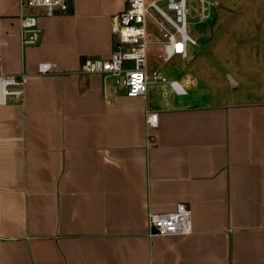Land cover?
<instances>
[{
    "label": "crops",
    "instance_id": "obj_1",
    "mask_svg": "<svg viewBox=\"0 0 264 264\" xmlns=\"http://www.w3.org/2000/svg\"><path fill=\"white\" fill-rule=\"evenodd\" d=\"M212 2L184 100L78 73L117 48L128 0H69L26 48L0 0V73L27 74L0 105V264H264V0ZM180 203L192 233L150 235Z\"/></svg>",
    "mask_w": 264,
    "mask_h": 264
},
{
    "label": "built area",
    "instance_id": "obj_2",
    "mask_svg": "<svg viewBox=\"0 0 264 264\" xmlns=\"http://www.w3.org/2000/svg\"><path fill=\"white\" fill-rule=\"evenodd\" d=\"M159 1H166L170 12L164 10ZM18 19L20 23L21 46L32 47L41 43L44 29L40 24L41 17H52L69 9V0H17ZM196 4L194 19L204 21L211 13L212 0H128L126 9L114 19L112 31L118 37L117 48L109 58H88L81 64L78 73L107 74L121 82L128 96L136 97L146 95L152 84H169L171 90L177 95H187L190 78L184 83L177 79H169L160 69L149 71L146 19L153 16L154 8L163 18L157 20L160 29L164 32L166 40L161 42L164 52L159 54L160 60L169 62L175 55L183 59L188 56L189 44L196 45L197 41L188 33L189 17L193 18L192 10ZM169 26H168V25ZM171 27V28H170ZM2 59L0 50V61ZM49 63L40 66L39 73L51 72ZM27 74L12 75L0 73V105L9 103L10 96L25 95ZM168 91H163V96H168ZM157 113H152L147 118L151 126L157 125ZM150 235L168 236L174 234L192 233V209L180 203L174 211L149 214Z\"/></svg>",
    "mask_w": 264,
    "mask_h": 264
},
{
    "label": "rangeland",
    "instance_id": "obj_3",
    "mask_svg": "<svg viewBox=\"0 0 264 264\" xmlns=\"http://www.w3.org/2000/svg\"><path fill=\"white\" fill-rule=\"evenodd\" d=\"M151 0H146L147 3H149ZM158 4L166 11L173 14L170 10L167 8V2L166 1H159ZM153 16L148 15L146 19V28H147V39L150 43L148 47V66L149 71L152 73L155 69H161V71L167 75L169 79H177L181 83L185 82V68L187 66V62L185 59L181 57V55H175L169 62H163L159 58V54L161 52H164V48L162 45H159L160 41L166 40V37H164V32L160 29V24L157 20H163L161 15L154 9H151ZM196 13V4H194V9L192 10V15H195ZM18 16V14H17ZM197 19H194L192 17H189L188 21V33L195 38L197 41L200 38L201 33L204 31V25L200 22H197ZM168 25V24H167ZM169 26V25H168ZM171 28V27H170ZM190 47L193 46V44H189ZM150 87H155L159 94L162 93L163 90H169V84H152ZM171 98L180 97L185 100L187 97H191L194 94L193 86H190L189 88V95H182L177 96V94L173 90H169ZM204 95H201V97ZM204 98V97H203ZM202 98V99H203Z\"/></svg>",
    "mask_w": 264,
    "mask_h": 264
}]
</instances>
